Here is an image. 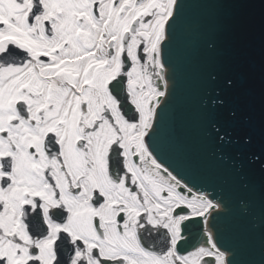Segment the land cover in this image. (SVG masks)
I'll list each match as a JSON object with an SVG mask.
<instances>
[{
  "label": "bare ground",
  "instance_id": "1",
  "mask_svg": "<svg viewBox=\"0 0 264 264\" xmlns=\"http://www.w3.org/2000/svg\"><path fill=\"white\" fill-rule=\"evenodd\" d=\"M91 1L43 0L46 10L44 19L53 24L51 28L46 27L44 20L41 19L35 32L29 27L30 23L18 13L17 5L0 2V18H4L5 21L4 28H0V49L10 41L15 42L23 50L20 56L0 59V157L6 152H11L15 159L8 175L9 182L5 185L0 182V197L4 202L0 216L4 229L3 232L0 230L2 236L0 259L4 260V264H22L28 255L34 256L30 251H25L27 247L23 242L28 235L19 214L24 203L34 204L37 198L43 200V209L61 207L69 213L65 223L47 217L48 233L36 241L38 249L35 248L38 253L36 251L35 259L39 264H50L54 255L50 244L59 232V226L71 237L83 242L87 264H97L93 255L88 253L93 249H97L101 255L108 258L123 257L124 264H172L166 258V241L159 233L160 238H155L156 233L150 224L147 225L148 228L139 226L137 233L131 230L139 214L146 211L138 204V199L142 197L138 193L136 194L139 198L134 196L135 193L130 189L124 188L123 193L121 188L106 178L102 170L103 157L99 156V145L95 140L88 139L85 148H78L75 141L80 137L79 128L76 126L79 111L86 117L88 125L100 116L99 108L102 110L103 107H109L112 114L111 116L109 114V120H112L113 124L115 122V128L119 132L124 131V164L129 169L135 168L132 156L144 155V136L147 129L141 127L144 125L147 128L148 125L143 96L147 95V98L151 99L155 93H158L159 97L165 96L168 86L161 74L163 84L165 83L162 89L154 87L151 83L147 84L146 90L144 89L145 81H141L140 76L147 74L146 67L136 51L137 47L138 49L143 47L142 49L149 53L153 51V56H156L157 62L161 65L159 44L164 38L165 21L171 14L174 0H121L116 6V3L112 4V0H97L100 2L97 15L91 11ZM150 11L157 12L147 30L150 36L148 46L146 48L145 45L138 46L131 41L128 48L129 34L128 41L126 40L124 44V58L126 57L124 68L129 70L127 82L124 75V83L126 82L129 92V101H124V106L130 103L138 109V120L142 124H139L141 130L137 136L132 132L133 123L120 117L116 101L106 85L119 71L121 34L130 32L129 25L136 16L147 15ZM163 11L166 15L161 17L159 13ZM7 12L16 13L17 22L11 23L7 18ZM54 16L56 22H53ZM160 19L162 23L156 28V22ZM131 32L133 35L136 34L134 30ZM109 39L115 41L113 57H107L99 47L102 44V49H106ZM140 53L139 49L138 54ZM23 55H26V58H23ZM129 57L131 66L129 63L127 65ZM13 101L25 103L23 112L16 111V118L21 119V126L17 120L11 118L14 116L10 109ZM81 104H84L83 110ZM104 119L108 118L102 114L100 120ZM87 125L83 126V131L89 129ZM8 126L11 132L9 138H6L1 135V131ZM105 129L107 132L109 130L108 134L111 132L108 127ZM46 133L50 134L48 138L50 146H53L52 134L55 136L60 147L59 155L54 153L48 156L42 150L41 143ZM13 146L17 147L15 152L11 149ZM28 147L35 148L37 152L33 154L27 150ZM86 149L87 154H84ZM150 160L151 162H148L150 173L159 171L167 176L171 186L176 188L179 185L177 180L172 179L160 168L161 165L151 154ZM136 163L140 168L137 160ZM81 164L87 169L77 181L82 171ZM52 165L54 168L51 174L46 175L44 170L47 171ZM3 172L0 170V178L5 175ZM69 182L73 185L77 182L81 187L68 186ZM96 191L104 196V201L99 206L88 200L92 192ZM26 193L37 196L30 200ZM148 196L152 206H160L163 213L169 212L168 205L158 200L157 196L151 193H148ZM167 197L175 200L170 201L172 205L176 202L188 206L197 205L195 209L197 211H194L196 213H203L207 207V202L202 201L200 197L193 194L194 201L191 202L186 196H180L176 189L169 191ZM178 197L180 198L177 200ZM121 199L124 206V236H120L111 218L116 201ZM31 208L29 205V209ZM97 216L106 227V234L103 237L96 233L92 225V217ZM159 232L167 234L163 229ZM207 235L208 242L190 251L197 259L195 263L205 264L202 253H206L211 256L218 255L220 261L217 260V264H226L224 262L226 253L214 248L210 231H207Z\"/></svg>",
  "mask_w": 264,
  "mask_h": 264
},
{
  "label": "water",
  "instance_id": "2",
  "mask_svg": "<svg viewBox=\"0 0 264 264\" xmlns=\"http://www.w3.org/2000/svg\"><path fill=\"white\" fill-rule=\"evenodd\" d=\"M166 35L170 85L147 141L221 204L208 224L227 263L264 264V0H177ZM122 80L111 90L133 118ZM182 229L183 251L206 241L201 217Z\"/></svg>",
  "mask_w": 264,
  "mask_h": 264
},
{
  "label": "rangeland",
  "instance_id": "3",
  "mask_svg": "<svg viewBox=\"0 0 264 264\" xmlns=\"http://www.w3.org/2000/svg\"><path fill=\"white\" fill-rule=\"evenodd\" d=\"M0 2H7V3H11L13 5H17L18 8V13L24 17V19L30 23V28L35 31V28H37L39 26V22L40 20H44V17H46V10L43 7V0H0ZM119 2V0H113L112 4H117ZM100 2L99 1H93L92 4V12L95 13V9L99 8ZM7 18L8 20L11 21V23H15L17 22V14L14 12H7ZM125 14V13H124ZM63 15V14H62ZM161 15H164L161 13ZM0 20H2L4 22V18H0ZM57 19L54 18L53 22H56ZM45 22V26L46 27H50L51 28V24H53L52 22L49 21H44ZM160 22L161 20H158L156 22L155 27L159 28L160 26ZM5 26V22L4 24L2 23L0 28H4ZM140 29L136 32V34L132 37V41L134 44H138L141 41H145L148 43L149 41V34H147V30H148V26H149V22L147 21V19L142 22L140 25ZM19 50H17V48H15V46L13 47H8L6 49V53L9 52V54L13 53L14 55H19ZM11 52V53H10ZM138 53V50L136 51ZM4 53V52H3ZM148 54V56H147ZM141 57V55H140ZM147 57V61H146V75L141 74L140 76V80L141 81H145L143 82L145 87L144 89H147V84H150L152 82H154L155 77L158 75V71H159V67L157 66L156 61H154L153 59V55H152V51L149 53L148 51L144 52V57L142 59V61H145V58ZM138 89L140 90V86L138 87ZM138 90V91H139ZM146 96V95H145ZM144 97V96H143ZM14 108H16V103L11 104L10 109L14 110ZM102 129L103 127H105V125L103 126V124H105V122H102ZM100 124V125H101ZM14 149H16V147H14ZM9 158L7 157H1L0 158V169H6L5 165L7 163ZM1 181L4 183L5 182V177L3 179H1ZM191 257V258H190ZM190 261H193V255H191Z\"/></svg>",
  "mask_w": 264,
  "mask_h": 264
},
{
  "label": "flooded vegetation",
  "instance_id": "4",
  "mask_svg": "<svg viewBox=\"0 0 264 264\" xmlns=\"http://www.w3.org/2000/svg\"><path fill=\"white\" fill-rule=\"evenodd\" d=\"M126 177H127V175L124 173V183L126 182ZM160 222H163V221L160 220ZM157 224H158V222H157ZM162 224L165 226L166 224H168V221L165 220Z\"/></svg>",
  "mask_w": 264,
  "mask_h": 264
}]
</instances>
